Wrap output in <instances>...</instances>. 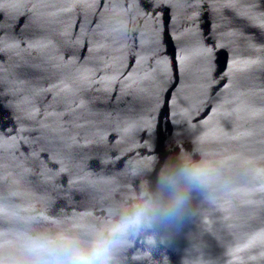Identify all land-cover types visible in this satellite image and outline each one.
Returning a JSON list of instances; mask_svg holds the SVG:
<instances>
[{
  "label": "water",
  "instance_id": "obj_1",
  "mask_svg": "<svg viewBox=\"0 0 264 264\" xmlns=\"http://www.w3.org/2000/svg\"><path fill=\"white\" fill-rule=\"evenodd\" d=\"M162 175L182 219L111 264H264V0H0V264L167 207Z\"/></svg>",
  "mask_w": 264,
  "mask_h": 264
},
{
  "label": "clouds",
  "instance_id": "obj_2",
  "mask_svg": "<svg viewBox=\"0 0 264 264\" xmlns=\"http://www.w3.org/2000/svg\"><path fill=\"white\" fill-rule=\"evenodd\" d=\"M181 175L194 187L203 179L198 170H184ZM160 187L171 193L167 207L140 206L107 229L91 232L86 240L75 234L29 235L23 241L24 251L31 258V264H111L114 250L123 243L128 232L151 216L159 215L176 223L182 219L187 196L179 191L176 177L162 175Z\"/></svg>",
  "mask_w": 264,
  "mask_h": 264
}]
</instances>
